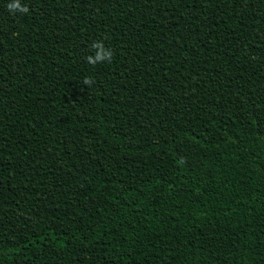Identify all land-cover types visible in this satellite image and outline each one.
<instances>
[{
    "label": "trees",
    "instance_id": "trees-1",
    "mask_svg": "<svg viewBox=\"0 0 264 264\" xmlns=\"http://www.w3.org/2000/svg\"><path fill=\"white\" fill-rule=\"evenodd\" d=\"M10 2L0 264H264V0Z\"/></svg>",
    "mask_w": 264,
    "mask_h": 264
},
{
    "label": "clouds",
    "instance_id": "clouds-1",
    "mask_svg": "<svg viewBox=\"0 0 264 264\" xmlns=\"http://www.w3.org/2000/svg\"><path fill=\"white\" fill-rule=\"evenodd\" d=\"M7 9L10 13L15 14L26 13L28 8L22 5L21 0H11L10 3L7 4ZM92 54L86 57L87 63L91 65H96L98 63H104L105 61L111 62L113 57V52L111 49L107 48L103 41H94L91 45ZM94 83L93 78L85 77L83 84L87 86H91Z\"/></svg>",
    "mask_w": 264,
    "mask_h": 264
}]
</instances>
